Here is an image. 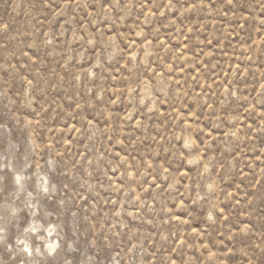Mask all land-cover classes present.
Returning a JSON list of instances; mask_svg holds the SVG:
<instances>
[{"label": "rangeland", "instance_id": "1", "mask_svg": "<svg viewBox=\"0 0 264 264\" xmlns=\"http://www.w3.org/2000/svg\"><path fill=\"white\" fill-rule=\"evenodd\" d=\"M0 264H264V0H0Z\"/></svg>", "mask_w": 264, "mask_h": 264}]
</instances>
